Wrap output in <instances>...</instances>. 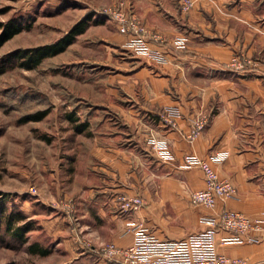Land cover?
<instances>
[{
    "label": "crops",
    "instance_id": "crops-1",
    "mask_svg": "<svg viewBox=\"0 0 264 264\" xmlns=\"http://www.w3.org/2000/svg\"><path fill=\"white\" fill-rule=\"evenodd\" d=\"M131 6L146 29L160 34L162 40L150 39L148 49L154 58L144 60L141 54L125 51L130 49L125 46L130 37L117 32L114 46L119 47L116 64L121 68L116 75L147 82L154 107H134L150 116L148 129L154 143L163 141L172 159L162 160L148 147L153 164L146 171L136 170L133 161H139L140 136L131 133L126 137L123 131L127 125L139 134V122L112 124L104 120L105 114L92 122L90 118L99 109L90 110L87 119L75 127L82 128L89 141L83 152L87 183L76 203L80 222L126 247L133 241L126 232L129 223H143L159 239L177 240L210 227L201 217H216L225 209L258 216L264 212V0H196L187 13L179 11L177 0H131ZM257 53L259 57H254ZM234 55L251 63L232 70L228 65ZM195 80L206 86L193 88L190 83ZM162 107L176 111V128L161 120ZM135 109L128 111L136 113ZM201 114L207 116L205 127L195 140L188 141L186 134ZM108 125L116 130L95 129ZM191 153L209 159L219 178L235 186L237 197L218 200L213 209L188 202L189 192L203 187L199 169L181 168L184 156ZM215 156L222 158L214 160ZM67 158L70 165L76 162V157ZM148 176L155 183L146 187ZM120 194L141 196L144 206L123 213L116 202ZM156 202L163 206L160 215ZM62 224L51 219L46 226H31L22 246L56 255L60 259L55 264H75L81 258L104 264L101 251L94 245H77ZM228 235L217 231L219 253L244 258L250 264L264 262V242L221 244L220 239Z\"/></svg>",
    "mask_w": 264,
    "mask_h": 264
},
{
    "label": "rangeland",
    "instance_id": "rangeland-1",
    "mask_svg": "<svg viewBox=\"0 0 264 264\" xmlns=\"http://www.w3.org/2000/svg\"><path fill=\"white\" fill-rule=\"evenodd\" d=\"M178 8L181 13L192 9ZM103 9L118 13L123 10L127 19L144 28L142 38L147 48L150 39L161 42L160 34L149 32L133 11L131 0H0V24L13 23L21 29L0 43V62L16 50L58 41L74 25L91 16L86 30L63 52L44 59L32 69L12 64L11 68L0 72V264H55L60 259L54 254H31L12 235L13 229L8 230L9 221L13 222L11 228H17L26 222H30V227L46 226L51 219H57L79 246L94 245L102 253L103 248L116 245L82 224L76 208L82 187L87 183L84 174L87 156L85 159L83 152L88 150L89 141L83 129L75 127L87 119L93 108H98L99 112L90 118L92 122H98L104 114V120L112 124L137 120L139 134L127 125L123 131L126 137L131 133L140 136L139 161H133V166L142 172L153 164L147 151L148 147L155 150L154 137L148 129L152 119L147 112H139L134 107L137 104L154 107L149 102L147 82L116 75L121 65L116 64L120 51L114 44L118 39L116 33L122 30ZM1 31L0 28V34ZM124 34L130 37L126 39L127 46L133 34ZM129 50L141 54L144 60L154 58L148 51L125 49ZM257 55L253 56L259 57V53ZM190 85L201 89L206 82L195 80ZM46 109L47 114L40 121H21L27 115ZM129 109L137 111L131 113ZM168 110L169 107H162L160 115H166ZM204 120L207 116L201 114L194 123ZM106 128L116 130L114 125L95 129L106 131ZM189 132L186 138L193 141L202 130L192 140L188 138ZM69 156L76 157L72 165ZM146 179V187L155 183L150 176ZM161 204L156 202L158 215L163 212ZM18 213L24 219L14 222ZM75 264L98 263L81 258L75 260Z\"/></svg>",
    "mask_w": 264,
    "mask_h": 264
},
{
    "label": "built area",
    "instance_id": "built-area-1",
    "mask_svg": "<svg viewBox=\"0 0 264 264\" xmlns=\"http://www.w3.org/2000/svg\"><path fill=\"white\" fill-rule=\"evenodd\" d=\"M177 4L181 9H191L195 5V0H177ZM102 12L117 21L123 33L133 34V38L127 41L129 47L139 52L148 51L153 54L142 38L146 30L127 19L123 10L118 13L103 9ZM250 63L246 57L234 55L228 66L232 70H240ZM177 116L176 111L169 109L166 115H160V118L170 127L176 128ZM206 122L207 120L193 123L188 138L194 139L204 129ZM155 151L162 160L172 159L163 141L155 143ZM221 158L215 156L214 160ZM181 168L199 169L202 172L203 187L190 193L191 204L213 209L218 200L237 197L235 186L228 180L219 178L209 159L187 154L183 158ZM116 202L119 210L127 214L138 211L145 203L138 195L126 194L118 195ZM200 221L210 227L177 240L159 239L143 223H129L126 232L132 234V243L126 247L109 245L103 248L104 264H250L244 258L219 253L216 244L217 231L220 229L230 233L220 239L221 244L264 242V212L249 217L241 212L225 209L216 217L202 216Z\"/></svg>",
    "mask_w": 264,
    "mask_h": 264
},
{
    "label": "trees",
    "instance_id": "trees-1",
    "mask_svg": "<svg viewBox=\"0 0 264 264\" xmlns=\"http://www.w3.org/2000/svg\"><path fill=\"white\" fill-rule=\"evenodd\" d=\"M91 19V16H88L87 19L78 22L74 27H72L63 37H61L58 41L54 43L44 44L32 48H24L16 50L8 55V58L0 62V72L5 71L12 67V64H16L20 67L26 69H32L37 67L42 63V61L46 58L55 56L61 52H63L68 45H70L75 37L81 33H83L88 27V20ZM1 34H0V43L5 42L6 40L12 38L14 35L20 32V27L13 23H8L5 25L0 24ZM1 45V44H0ZM48 109L46 110H38L33 114L25 116L21 121H40L47 114ZM89 114V113H88ZM111 115L116 117V114L111 112ZM71 117V116H69ZM22 214L18 213L15 217L14 222H19L23 220ZM10 222V221H9ZM7 223V228L10 231L13 229V236L17 237L21 243H25L27 240L26 234L31 229L30 222L24 223V225L17 228H11L13 222ZM25 235V237H24ZM28 251L31 254H39L41 256L45 255V252L38 251L34 247H29Z\"/></svg>",
    "mask_w": 264,
    "mask_h": 264
}]
</instances>
